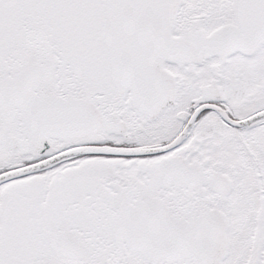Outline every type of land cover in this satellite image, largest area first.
<instances>
[{"label":"snow or ice","instance_id":"obj_1","mask_svg":"<svg viewBox=\"0 0 264 264\" xmlns=\"http://www.w3.org/2000/svg\"><path fill=\"white\" fill-rule=\"evenodd\" d=\"M0 264H264V0H0Z\"/></svg>","mask_w":264,"mask_h":264}]
</instances>
